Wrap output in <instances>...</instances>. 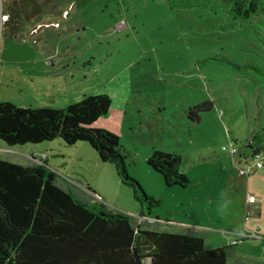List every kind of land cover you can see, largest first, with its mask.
<instances>
[{
    "label": "rangeland",
    "instance_id": "rangeland-1",
    "mask_svg": "<svg viewBox=\"0 0 264 264\" xmlns=\"http://www.w3.org/2000/svg\"><path fill=\"white\" fill-rule=\"evenodd\" d=\"M10 4L0 24V102L61 109L108 93L112 107L91 127L119 136L129 175L159 203L151 208L88 142L0 139V159L31 164L45 155L60 183L95 189L141 226L146 218L156 231L200 233L210 248L236 243L238 257L264 263V168L253 159L264 146V81L242 68H264L252 24L166 0H37L40 13L10 21ZM50 73L63 76L58 96ZM205 102L212 109L190 120L189 109ZM233 146L236 156L223 150ZM155 150L182 155L187 186L165 184L147 161Z\"/></svg>",
    "mask_w": 264,
    "mask_h": 264
},
{
    "label": "trees",
    "instance_id": "trees-1",
    "mask_svg": "<svg viewBox=\"0 0 264 264\" xmlns=\"http://www.w3.org/2000/svg\"><path fill=\"white\" fill-rule=\"evenodd\" d=\"M36 1L12 0L8 8L10 21L20 20L21 12L28 18L40 13ZM166 2L171 7L208 8L250 23L264 44V0ZM16 32L17 28L11 33ZM242 68L252 70L245 71V75L251 73L264 81L260 65L247 63ZM112 104L108 93L87 96L61 109L0 102V139L10 146L55 139L69 145L88 142L103 162L113 163L125 181L143 191V200L152 208L159 202L129 175L119 136L109 129L91 127L108 114ZM212 105L205 102L191 107L190 120L199 122L201 112L211 110ZM253 159L262 161L264 168V146L254 149ZM147 161L162 174L167 186L185 187L190 183L182 170V155L155 150ZM58 178L46 161L22 164L0 159V264H254L237 256L236 243L210 248L200 233L141 226L135 217L109 210L97 199L93 188L75 190Z\"/></svg>",
    "mask_w": 264,
    "mask_h": 264
},
{
    "label": "crops",
    "instance_id": "crops-1",
    "mask_svg": "<svg viewBox=\"0 0 264 264\" xmlns=\"http://www.w3.org/2000/svg\"><path fill=\"white\" fill-rule=\"evenodd\" d=\"M49 75H51L50 77H52L53 82H54V84H52V86L50 85V91L54 92L58 96L59 95L58 93L61 92V90L63 89L62 88V86H63V76L61 74H59V73H50ZM45 107H48V106H45ZM52 146L53 145L48 146V147H46V149L51 148L49 150L53 151L54 148H52ZM48 159H49L48 157L45 158L47 166L49 165ZM94 191H95V189H94ZM95 192H96V197L98 198L99 197V193H97V191H95ZM145 219L146 218H143L142 222H143L144 226L148 227L147 223L145 222ZM185 233H191V232H185Z\"/></svg>",
    "mask_w": 264,
    "mask_h": 264
},
{
    "label": "built area",
    "instance_id": "built-area-1",
    "mask_svg": "<svg viewBox=\"0 0 264 264\" xmlns=\"http://www.w3.org/2000/svg\"><path fill=\"white\" fill-rule=\"evenodd\" d=\"M4 19H7V14H4V0H0V24H1V26L4 23ZM223 150L229 151L231 153V155H233V156H236V154L238 152V149L235 146L231 147L230 149L227 147H224ZM45 158H46V156L43 157V159H45ZM257 166L263 167V162L257 161ZM243 175H245V171H243Z\"/></svg>",
    "mask_w": 264,
    "mask_h": 264
}]
</instances>
